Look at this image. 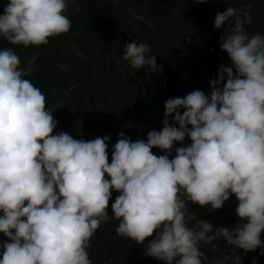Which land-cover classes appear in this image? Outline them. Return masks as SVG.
Wrapping results in <instances>:
<instances>
[{
  "label": "clouds",
  "instance_id": "9594fccd",
  "mask_svg": "<svg viewBox=\"0 0 264 264\" xmlns=\"http://www.w3.org/2000/svg\"><path fill=\"white\" fill-rule=\"evenodd\" d=\"M67 8V0H9L0 37L46 45L71 29ZM225 22L220 48L232 66L219 67L209 94L169 98L162 129L149 131L146 141L119 133L111 163L109 136L53 134L57 121L45 95L24 78L19 56L0 49V233L8 238L0 243V264H92L87 249L110 219L113 191L120 193L111 205L117 234L144 244L155 231L144 254L164 264H202L198 245L221 237L264 254V34L249 35L251 16L231 5L215 15L214 27ZM150 52L131 41L122 59L131 69L162 71ZM174 142L181 146L169 159ZM233 194L237 226L202 219L188 226L189 202L215 210Z\"/></svg>",
  "mask_w": 264,
  "mask_h": 264
},
{
  "label": "trees",
  "instance_id": "16d2710c",
  "mask_svg": "<svg viewBox=\"0 0 264 264\" xmlns=\"http://www.w3.org/2000/svg\"><path fill=\"white\" fill-rule=\"evenodd\" d=\"M8 2L0 0V14ZM75 2L78 13L65 12L72 22L68 32L50 37L46 45L27 47L0 37V49L10 48L19 56L20 66L27 72L24 78L45 95L46 106L57 121L53 134L65 132L85 141L109 136V163L119 133L132 141H146L149 131L162 129L169 98L184 97L194 90L209 94V81L216 78L219 67L232 66L220 48V37L228 23L220 29L214 27L218 12L230 5L241 14L248 12L251 23L245 24V31L264 34V0ZM131 41L148 45L149 55L156 56L162 71H150L147 66L131 69L130 62L122 59L125 45ZM169 122L174 124L171 117ZM190 143L185 137L184 145ZM180 146L174 142L169 159ZM151 151L157 156L164 154L158 148ZM119 194L112 192L107 208L110 219L90 239L87 251L92 264H164L144 254L155 231L144 244L117 234L119 221L111 219V205ZM237 206L234 194L215 210L189 202L187 224L194 227L202 219L214 227H235L239 222ZM7 239L0 233V243ZM198 247L203 253L202 264H245L241 260L246 258L264 264L260 248L246 252L227 245L222 237L208 244L201 242ZM2 252L0 249V255Z\"/></svg>",
  "mask_w": 264,
  "mask_h": 264
},
{
  "label": "rangeland",
  "instance_id": "374dc122",
  "mask_svg": "<svg viewBox=\"0 0 264 264\" xmlns=\"http://www.w3.org/2000/svg\"><path fill=\"white\" fill-rule=\"evenodd\" d=\"M68 2V8H67V12L71 13V14H76L78 13V6L75 2V0H67ZM240 262V261H238ZM241 262H245V264H256L255 261H253L252 259H243L241 260Z\"/></svg>",
  "mask_w": 264,
  "mask_h": 264
}]
</instances>
